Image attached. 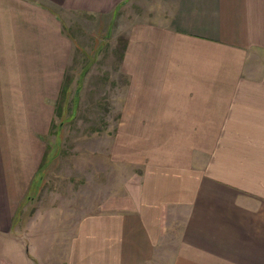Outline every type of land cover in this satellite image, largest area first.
I'll use <instances>...</instances> for the list:
<instances>
[{
	"label": "crops",
	"instance_id": "crops-1",
	"mask_svg": "<svg viewBox=\"0 0 264 264\" xmlns=\"http://www.w3.org/2000/svg\"><path fill=\"white\" fill-rule=\"evenodd\" d=\"M128 1L0 0V264H21L5 239L70 62L60 11L107 16ZM160 1L122 65L129 136L113 153L137 173L133 196L83 217L64 264H264V0Z\"/></svg>",
	"mask_w": 264,
	"mask_h": 264
},
{
	"label": "rangeland",
	"instance_id": "rangeland-1",
	"mask_svg": "<svg viewBox=\"0 0 264 264\" xmlns=\"http://www.w3.org/2000/svg\"><path fill=\"white\" fill-rule=\"evenodd\" d=\"M157 4L129 0L107 16L60 11L72 42L66 71L72 82L61 117L58 99L46 100L43 108L47 123L54 113V127L45 135L46 160L28 205L5 239L8 257L21 264L26 257L29 264H64L83 217L107 212L116 201L133 196L137 173L135 178L131 167L116 164L113 153L118 135L122 140L129 136L122 129L132 90L122 65L132 30L165 12L164 4Z\"/></svg>",
	"mask_w": 264,
	"mask_h": 264
},
{
	"label": "trees",
	"instance_id": "trees-1",
	"mask_svg": "<svg viewBox=\"0 0 264 264\" xmlns=\"http://www.w3.org/2000/svg\"><path fill=\"white\" fill-rule=\"evenodd\" d=\"M71 82H72V77L70 76V74H67V72H66V74L64 76L62 88L60 90V94H59V97H58L59 103H57V107H56V109L58 110L56 112L58 113L59 117H61L63 115V110L62 109H63L65 101L67 99V93L69 91V87L71 85ZM52 127H54V126H52ZM46 155H47V153L45 152L43 160H42L41 165H40V168L42 167L43 163L46 160L45 159Z\"/></svg>",
	"mask_w": 264,
	"mask_h": 264
}]
</instances>
